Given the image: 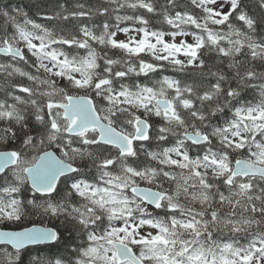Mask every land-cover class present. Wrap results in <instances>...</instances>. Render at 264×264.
I'll return each instance as SVG.
<instances>
[{
	"label": "snow or ice",
	"instance_id": "obj_1",
	"mask_svg": "<svg viewBox=\"0 0 264 264\" xmlns=\"http://www.w3.org/2000/svg\"><path fill=\"white\" fill-rule=\"evenodd\" d=\"M25 8L0 0V264H264V0Z\"/></svg>",
	"mask_w": 264,
	"mask_h": 264
},
{
	"label": "trees",
	"instance_id": "obj_2",
	"mask_svg": "<svg viewBox=\"0 0 264 264\" xmlns=\"http://www.w3.org/2000/svg\"><path fill=\"white\" fill-rule=\"evenodd\" d=\"M3 3L5 4H10L12 7H16L17 5H19L22 8H25L26 5L29 4H35L37 3V0H2ZM25 10L27 11L28 9L25 8ZM33 13L35 12V9L32 10ZM33 219H36L37 221L39 220L38 217H34ZM48 222L45 221V224H47ZM27 226L31 227V224H28ZM40 226H44V225H40ZM48 226H51L50 224ZM3 226L0 225V228H2ZM8 230H20V229H16L14 228V226H10ZM35 248L40 249L44 254H48V253H55L57 250L55 248H49L46 245H38V246H32Z\"/></svg>",
	"mask_w": 264,
	"mask_h": 264
},
{
	"label": "rangeland",
	"instance_id": "obj_3",
	"mask_svg": "<svg viewBox=\"0 0 264 264\" xmlns=\"http://www.w3.org/2000/svg\"><path fill=\"white\" fill-rule=\"evenodd\" d=\"M119 38H120V39H123L124 36L121 34V35L119 36ZM189 40H191V37H189Z\"/></svg>",
	"mask_w": 264,
	"mask_h": 264
},
{
	"label": "water",
	"instance_id": "obj_4",
	"mask_svg": "<svg viewBox=\"0 0 264 264\" xmlns=\"http://www.w3.org/2000/svg\"><path fill=\"white\" fill-rule=\"evenodd\" d=\"M38 246V245H37Z\"/></svg>",
	"mask_w": 264,
	"mask_h": 264
}]
</instances>
